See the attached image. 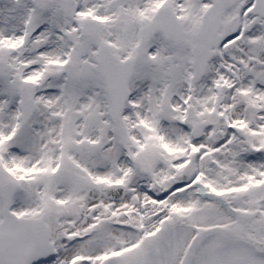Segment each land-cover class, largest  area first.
<instances>
[{
	"label": "snow or ice",
	"instance_id": "1",
	"mask_svg": "<svg viewBox=\"0 0 264 264\" xmlns=\"http://www.w3.org/2000/svg\"><path fill=\"white\" fill-rule=\"evenodd\" d=\"M0 264H264V0H0Z\"/></svg>",
	"mask_w": 264,
	"mask_h": 264
}]
</instances>
